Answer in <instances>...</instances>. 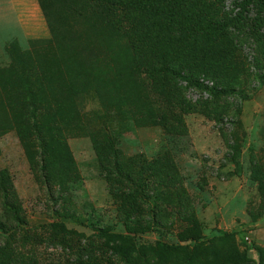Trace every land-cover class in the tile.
<instances>
[{
	"label": "rangeland",
	"instance_id": "374dc122",
	"mask_svg": "<svg viewBox=\"0 0 264 264\" xmlns=\"http://www.w3.org/2000/svg\"><path fill=\"white\" fill-rule=\"evenodd\" d=\"M235 1L219 0L211 10L232 16ZM60 6L53 11L56 35L49 42L51 29L37 0H0V67L9 63L6 48L14 43L30 49L33 62L44 68L76 60L87 72L109 69L103 35ZM243 16L229 27V53L215 44L209 51L228 63L212 57L214 77L202 64L175 57L165 80L153 82L151 95L143 73L128 76L117 60L119 86L128 101H136V119L127 101L111 102L104 88L102 102L90 89L77 94L75 126L64 135L75 176L62 187L45 188L12 128L0 134V169L9 174L18 207L12 217L0 197V223L10 229L20 261L84 264L89 257L98 264H181V252L156 256L149 246L192 244L187 238L199 237L196 262L212 250L209 264L264 263V14L250 9ZM153 96L165 114L162 122L150 120ZM92 139L109 140L123 156L155 159L152 171L173 175V185L156 184L147 204L138 205L134 217L141 226L125 222L124 204L114 193L126 191L128 183L106 181L111 174L101 170ZM60 161L69 172L68 159ZM149 174L142 176L148 180ZM151 211L159 223L152 228L146 224ZM85 244L86 256L76 249Z\"/></svg>",
	"mask_w": 264,
	"mask_h": 264
},
{
	"label": "trees",
	"instance_id": "16d2710c",
	"mask_svg": "<svg viewBox=\"0 0 264 264\" xmlns=\"http://www.w3.org/2000/svg\"><path fill=\"white\" fill-rule=\"evenodd\" d=\"M218 1L37 0L44 21L51 29L49 42L56 35V28L55 31L52 28L53 11L56 5L62 7L66 4L74 16L86 21L99 35H103L105 50L109 56V69L103 73L87 72L79 69L76 60H68L61 67L44 68L33 62V52L30 49L21 50L10 43L6 48L10 61L0 67V134L12 128L23 147L30 169L33 173H38L37 178L45 188L56 185L62 187L75 176L64 136L65 133L70 134L75 126V96L90 89L102 102L101 92L104 88L109 92L110 99H113L111 102L127 101L132 118L136 119V101H128L129 97L119 86L121 71L117 68V60L126 66L128 76H134L135 72L143 73V81L151 95H154L153 82L159 76L163 77L161 81L165 80V76L171 73V60L175 57H184L186 61L202 64L203 69L214 77L217 66L212 64V57L223 64L228 63L224 59L225 55H210L209 51L214 50L213 45L220 47V53L224 50L229 53L232 46L229 27L233 22L242 21L243 14L250 9L264 14V0L235 1L233 5L237 10L232 16L223 12L218 14L217 9L211 10V6ZM127 88L130 89L131 86ZM154 97L156 96L147 102V107H151L150 120L162 122L165 114ZM167 111L169 115L172 114L171 110ZM92 146L105 177L111 174L105 178L106 181L117 177L128 183L126 191L114 193L120 204H124L125 222L141 226L134 217L138 205L147 204L156 184L165 181L173 185V175L164 173L160 176L159 169L152 171V166L157 168L155 159L148 161L140 158L139 154L123 156L109 140L100 143L92 139ZM61 159H68L71 163L69 172L67 168L64 170ZM146 172L150 173L148 177L151 178L148 180L142 176ZM169 172L174 174L171 169ZM179 192L181 194L182 190L179 189ZM180 194L177 193V197ZM0 197L2 204L11 211L12 217H16L18 207L15 193L5 169H0ZM146 224L151 228L159 225L153 211ZM0 229L5 234L0 240V264H40L28 259L26 262L20 261L19 253L14 250L15 246L10 240V233L7 234L10 229H4L3 223H0ZM187 239L192 244L156 241L149 248L156 256L169 257L181 252V264H209L214 258V252L211 250L205 260L196 262L195 252L200 249L201 241L198 240L199 237ZM87 247V244L76 245V249L84 251L85 256L88 254ZM229 256H233V252ZM91 261L88 257L82 263L98 264ZM258 264L264 263L259 261Z\"/></svg>",
	"mask_w": 264,
	"mask_h": 264
}]
</instances>
